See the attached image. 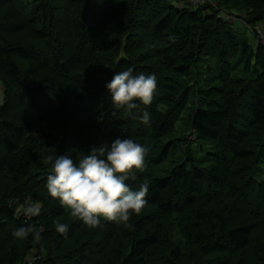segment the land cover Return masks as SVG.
I'll use <instances>...</instances> for the list:
<instances>
[{
	"label": "trees",
	"instance_id": "1",
	"mask_svg": "<svg viewBox=\"0 0 264 264\" xmlns=\"http://www.w3.org/2000/svg\"><path fill=\"white\" fill-rule=\"evenodd\" d=\"M214 1L249 25L264 21V0H0V264H264V179L254 176L264 160V46L217 17ZM203 56L218 84L198 89L188 114L191 89L175 78ZM129 67L157 78L153 103L131 115L106 88ZM182 118L213 143V163L160 175L176 146L164 139ZM127 137L149 148L127 182L147 180V203L126 223L89 228L48 195L43 161ZM27 202L40 214L19 217Z\"/></svg>",
	"mask_w": 264,
	"mask_h": 264
},
{
	"label": "clouds",
	"instance_id": "2",
	"mask_svg": "<svg viewBox=\"0 0 264 264\" xmlns=\"http://www.w3.org/2000/svg\"><path fill=\"white\" fill-rule=\"evenodd\" d=\"M183 2L186 1L179 0V3ZM204 3L195 4L192 0L190 5L198 7ZM217 17L229 21L238 19L225 9L220 10ZM106 88L114 108L131 115L138 110V104L150 106L153 103L157 94V78L155 74H135L134 69L129 67L115 73ZM140 119L143 124L149 125L150 113L143 110ZM148 152L146 145L127 137L116 138L110 144L99 147L93 146L88 153L75 159L71 153H50L43 161L51 166L45 188L48 195L57 199L72 217L89 228L100 226L102 218L116 224L126 223L131 215L140 214L147 203L150 187L147 180L138 189H133L127 182L135 180L136 173L144 170ZM40 211L39 204L29 203L23 208V215L31 218L39 215ZM55 230L66 234L68 225L57 223ZM26 234L23 228L14 233L19 238H24Z\"/></svg>",
	"mask_w": 264,
	"mask_h": 264
},
{
	"label": "rangeland",
	"instance_id": "3",
	"mask_svg": "<svg viewBox=\"0 0 264 264\" xmlns=\"http://www.w3.org/2000/svg\"><path fill=\"white\" fill-rule=\"evenodd\" d=\"M28 1L30 0H19L18 3L20 6H24V4L27 3ZM170 1H174V0H170ZM185 1L192 5V0H185ZM213 5L216 8H218V13L220 10H224L220 8L218 2L214 1ZM242 14L243 15L247 14V11H243ZM230 17L232 19V16ZM233 26L235 28L237 27L246 28L249 32L252 41L255 42L254 44L255 47H258L259 45L262 44L261 40L257 38L256 28L264 26V21H259L255 25L254 24L249 25L247 21L244 22V19L240 18L237 19L235 22H233ZM215 67H216V62L214 59H211L207 56H203L198 62L195 63L192 70L188 74L182 77L176 76L177 77L175 78L176 81L178 80L183 81L185 85L189 86L191 89V94L185 108V111L188 114H190L198 105L197 99L202 94L201 92L198 91V89L200 88L206 89L207 87L212 88L218 84V82L216 81L217 71ZM237 73L239 75H243L242 71H238ZM182 120L183 118L180 120L177 129L174 130L172 133H170L167 136V138L164 139L165 142L172 140L176 141V146L172 147V151L169 154L168 158L164 162H162L159 166H157L158 172L161 173L160 175L167 174L168 170L172 169L173 167L178 165V163H181L183 161L187 164L188 168H191L193 163H196L199 166H203V167H208L213 163L211 160H209L213 157L212 153L215 151L213 143H207L204 141L196 140L195 135L193 134L192 131H186L185 127L184 128L180 127ZM185 136L188 137V139L186 141H181L180 137L184 138ZM186 145L188 147L185 150ZM257 167L258 168L256 169L254 176L258 180H262L264 179V160L260 162ZM18 208L20 207H17L16 210Z\"/></svg>",
	"mask_w": 264,
	"mask_h": 264
},
{
	"label": "built area",
	"instance_id": "4",
	"mask_svg": "<svg viewBox=\"0 0 264 264\" xmlns=\"http://www.w3.org/2000/svg\"><path fill=\"white\" fill-rule=\"evenodd\" d=\"M204 3V2H206V0H194V3L195 4H198V3ZM226 18H228L227 16H226ZM256 32H257V38L259 39V40H261V42H262V46H264V26H262V27H257L256 28ZM0 99H1V88H0ZM30 202H27L26 203V205L27 204H29ZM25 207V206H24ZM24 207H20V208H18L17 210H16V214L20 217V216H24V217H26L25 215H23V208ZM34 217V216H33ZM28 219H30L29 217H27ZM32 218V217H31ZM37 257H35V259H36Z\"/></svg>",
	"mask_w": 264,
	"mask_h": 264
},
{
	"label": "bare ground",
	"instance_id": "5",
	"mask_svg": "<svg viewBox=\"0 0 264 264\" xmlns=\"http://www.w3.org/2000/svg\"><path fill=\"white\" fill-rule=\"evenodd\" d=\"M253 164V163H252Z\"/></svg>",
	"mask_w": 264,
	"mask_h": 264
}]
</instances>
